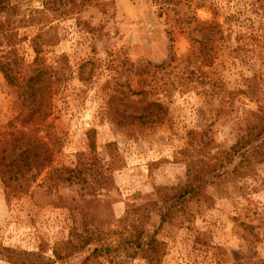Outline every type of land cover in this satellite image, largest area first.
Listing matches in <instances>:
<instances>
[{"label":"rangeland","instance_id":"374dc122","mask_svg":"<svg viewBox=\"0 0 264 264\" xmlns=\"http://www.w3.org/2000/svg\"><path fill=\"white\" fill-rule=\"evenodd\" d=\"M47 1L0 11V56L48 74L52 125L39 135L53 147L25 188L0 180V264H148L137 243L149 241L154 264H264V134L160 222L198 148L210 140L220 155L264 109V0H66V14ZM141 86L167 106L163 122H111L110 94ZM17 94L0 73V142L22 127ZM90 137L101 163L115 162L112 184L88 191L65 178ZM101 245L111 250L95 255Z\"/></svg>","mask_w":264,"mask_h":264},{"label":"trees","instance_id":"16d2710c","mask_svg":"<svg viewBox=\"0 0 264 264\" xmlns=\"http://www.w3.org/2000/svg\"><path fill=\"white\" fill-rule=\"evenodd\" d=\"M6 1L0 0V11L7 9ZM65 1L48 0L46 3L57 6L56 10H60V14H66ZM69 2H71L72 10H74L78 4L77 0H69ZM10 39L11 44H13L14 37H10ZM171 40L172 38L170 37ZM206 59L210 61L211 57L208 56ZM22 61V58L16 54L10 57L0 56V73L8 85L17 87V96L22 106L20 113L15 117L20 120L22 127L1 134L3 136L0 142V180L5 187L12 185V183H17L23 189L50 165L53 157V147L50 145V142L44 140L39 135V132L44 126L46 127L48 124L52 125L51 122H47L46 120L51 113L50 105L52 97V87L48 74L43 69H38L34 66H30L29 68L25 67ZM121 93L122 91L120 90H118V93L114 91L110 94L106 102V113L111 122L122 127L163 122L167 114V106L158 100L147 99L145 97L147 93L145 87L141 86L137 90H132L130 93ZM131 94L140 95V97L134 99L130 97ZM254 115L256 118L251 122L247 133L240 135L237 141L228 149L218 150L217 152L220 155H211L209 151L204 149L208 146L210 140L198 148L197 152L201 157L196 158V160L188 165L185 183L180 185L177 192L172 195L166 193L165 198L162 199L165 202L171 198L170 200H175V202H171L172 204L164 207V211L160 214V222L165 220L167 216L166 211L170 207L177 206L178 204H181L179 208L182 207L185 202V196L202 187L207 182L206 176H212L218 165L223 167L225 164L222 160H225L226 164H229L242 149L247 148L253 142L259 141L264 134V109ZM25 123L33 127L28 130H23V124ZM107 146L109 147L111 144H107ZM89 147L90 154L82 151L76 154L75 166L68 170L70 175L65 179L86 182L87 190L91 191L95 188L101 189L112 184V176L107 171L112 169L115 159L113 155H110L112 160L105 167L104 163H101L102 161L98 158L97 153H95V144L91 137L89 139ZM259 149H261L260 146H258L256 152L262 155ZM204 152L207 153L205 154ZM93 166H95L96 172ZM238 170L239 168L235 167L233 171ZM50 172L48 171V175ZM88 176H92L94 182L86 181ZM90 220L97 222L93 218H90ZM131 238L127 236L123 239V242L131 244L136 240H140L138 237L135 239L134 237ZM84 241L85 243H89L92 241V238L87 237ZM137 246L141 248V251H144V257L148 259V264H154V260H157V254L153 251L152 242H148L147 248L141 247L139 242ZM155 249L157 250L156 247ZM5 250L11 253L9 249ZM110 250V247L101 245L99 248H94L93 252L96 255L97 252L104 254ZM10 259L14 261L20 260L12 259L11 257ZM20 262L22 264H30L25 259H22ZM34 264L50 263H42L34 260Z\"/></svg>","mask_w":264,"mask_h":264}]
</instances>
